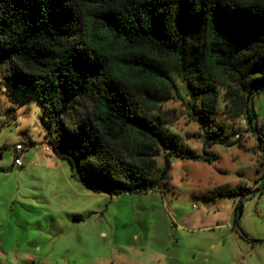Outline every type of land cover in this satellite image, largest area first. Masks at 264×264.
Returning <instances> with one entry per match:
<instances>
[{
    "label": "trees",
    "instance_id": "16d2710c",
    "mask_svg": "<svg viewBox=\"0 0 264 264\" xmlns=\"http://www.w3.org/2000/svg\"><path fill=\"white\" fill-rule=\"evenodd\" d=\"M72 2L0 0V72L33 89L45 112L55 105L51 148H62L83 184L109 195L148 192L167 183L172 155L211 161L162 116L173 77L185 84L188 110L206 134L203 154L229 144L222 123L207 129L219 88L230 118L246 119L264 153V127L250 108L264 93V0ZM81 101L88 110L78 115ZM260 190L220 185L204 196L236 197L237 224L241 199Z\"/></svg>",
    "mask_w": 264,
    "mask_h": 264
},
{
    "label": "rangeland",
    "instance_id": "374dc122",
    "mask_svg": "<svg viewBox=\"0 0 264 264\" xmlns=\"http://www.w3.org/2000/svg\"><path fill=\"white\" fill-rule=\"evenodd\" d=\"M173 79L162 116L184 145L211 161L172 155L161 189L109 195L83 184L60 146L45 150L59 129L50 120L55 105L50 101L45 112L33 89L0 72V264H264V153L255 132L246 130L245 118H230L219 88L207 129L222 123L229 144L203 154L206 134L188 110L185 84ZM250 108L264 127V93ZM87 110L81 101L76 113ZM20 142L22 166H15ZM156 161L162 165V153ZM239 183L261 190L241 199L235 224L236 197L204 193Z\"/></svg>",
    "mask_w": 264,
    "mask_h": 264
},
{
    "label": "built area",
    "instance_id": "2783aa9c",
    "mask_svg": "<svg viewBox=\"0 0 264 264\" xmlns=\"http://www.w3.org/2000/svg\"><path fill=\"white\" fill-rule=\"evenodd\" d=\"M243 125L245 124L244 121H242ZM240 134H236L235 137H239ZM14 150V153H15V156H14V160H13V164L15 166H21V160H20V157H19V153L23 150V145L21 143H18L14 146L13 148ZM45 150L46 151H51L52 148L51 146L47 145L45 147Z\"/></svg>",
    "mask_w": 264,
    "mask_h": 264
},
{
    "label": "water",
    "instance_id": "95a60500",
    "mask_svg": "<svg viewBox=\"0 0 264 264\" xmlns=\"http://www.w3.org/2000/svg\"><path fill=\"white\" fill-rule=\"evenodd\" d=\"M257 141H258V143H259V140H257ZM241 207H242V202L240 201V207H239V210H238L237 220L239 219V216H240ZM260 242H263V241H260Z\"/></svg>",
    "mask_w": 264,
    "mask_h": 264
},
{
    "label": "crops",
    "instance_id": "0c3cea01",
    "mask_svg": "<svg viewBox=\"0 0 264 264\" xmlns=\"http://www.w3.org/2000/svg\"><path fill=\"white\" fill-rule=\"evenodd\" d=\"M21 166H22V163H21Z\"/></svg>",
    "mask_w": 264,
    "mask_h": 264
}]
</instances>
